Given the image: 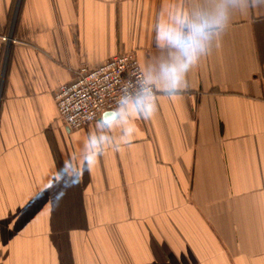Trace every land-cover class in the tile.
<instances>
[{
  "label": "crops",
  "instance_id": "0c3cea01",
  "mask_svg": "<svg viewBox=\"0 0 264 264\" xmlns=\"http://www.w3.org/2000/svg\"><path fill=\"white\" fill-rule=\"evenodd\" d=\"M189 24L206 51L169 95L158 32ZM0 35V264H264V0H0ZM129 50L152 114L64 127L53 90Z\"/></svg>",
  "mask_w": 264,
  "mask_h": 264
},
{
  "label": "built area",
  "instance_id": "2783aa9c",
  "mask_svg": "<svg viewBox=\"0 0 264 264\" xmlns=\"http://www.w3.org/2000/svg\"><path fill=\"white\" fill-rule=\"evenodd\" d=\"M2 42L15 43L10 35H0ZM134 52H117L96 68L81 66L73 81L58 85L52 92L56 112L64 127H83L104 111L123 106L124 99H137L155 90L146 81Z\"/></svg>",
  "mask_w": 264,
  "mask_h": 264
},
{
  "label": "clouds",
  "instance_id": "9594fccd",
  "mask_svg": "<svg viewBox=\"0 0 264 264\" xmlns=\"http://www.w3.org/2000/svg\"><path fill=\"white\" fill-rule=\"evenodd\" d=\"M188 32L183 33L170 28H161L158 32V38L166 40L173 47L179 49L182 53V59L178 62L166 65L163 68V75L167 81V87L163 89L169 95H175L181 91V81L186 76L189 69L197 61L198 56L206 51V41L209 33L206 31L209 25H194L189 24ZM153 94L149 91L147 95L137 97L133 101L136 112L150 116L154 108V101L150 99ZM124 103H128L127 98ZM120 118V112L117 111L116 119ZM115 119V120H116ZM91 166V161H89ZM67 175L66 169H61L57 174H54L50 184L52 186L61 185V190L56 193V199L60 200L66 194V189L75 187L82 182V174L76 173L68 180L65 179ZM42 195V194H41Z\"/></svg>",
  "mask_w": 264,
  "mask_h": 264
},
{
  "label": "water",
  "instance_id": "95a60500",
  "mask_svg": "<svg viewBox=\"0 0 264 264\" xmlns=\"http://www.w3.org/2000/svg\"><path fill=\"white\" fill-rule=\"evenodd\" d=\"M104 113H106L107 115H111L113 114V111H104Z\"/></svg>",
  "mask_w": 264,
  "mask_h": 264
}]
</instances>
